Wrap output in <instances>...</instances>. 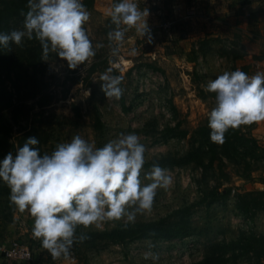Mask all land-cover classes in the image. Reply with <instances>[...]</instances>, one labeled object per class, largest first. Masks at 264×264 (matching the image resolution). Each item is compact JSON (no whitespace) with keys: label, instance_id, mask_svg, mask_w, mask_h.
Listing matches in <instances>:
<instances>
[{"label":"rangeland","instance_id":"rangeland-1","mask_svg":"<svg viewBox=\"0 0 264 264\" xmlns=\"http://www.w3.org/2000/svg\"><path fill=\"white\" fill-rule=\"evenodd\" d=\"M82 1L90 12L84 27L96 54L76 69H68L66 61L54 55L49 62L43 61L35 40L10 45V51L0 48V74L6 87L13 101L29 110L27 119H19V125L13 126L8 139L1 142L0 154L15 155L18 130L29 125L40 142L45 139L39 148L44 154L75 135L102 147L121 133H135L146 148L142 180L151 169L145 165L154 163L167 169L171 183L166 189H157L151 212L138 215L135 224L128 227L177 226L185 228L188 235L171 241L137 240L116 246L96 235L114 230L124 221L104 222L88 229L78 226L76 235L83 233L88 238L75 242L67 257L55 260L64 259L67 264H154L144 259L146 253L153 252L159 255L155 264H257L251 247L264 238V134L254 136L255 123L239 128L240 134L255 140L253 149L231 142L212 143L208 113L215 106V93L206 92L205 87L224 71L239 69L250 76L263 73L262 63L258 71L251 65L254 60L241 54L238 47L204 40L190 43L192 53L187 51L178 25L176 33L156 27L160 18L168 17L152 12V0H137L139 7L149 12L152 42L147 43L133 29L113 55L116 45L107 38L111 30L108 12L118 0ZM22 22L14 18L2 32L21 28ZM190 53L195 64L189 69L179 57ZM108 69L123 78L119 100L106 98L101 91L100 76ZM41 98L50 100L43 108L37 106ZM211 151L215 158L208 163ZM256 190L262 192L255 194ZM7 203L6 197L0 205V214L11 215L3 239L28 245L33 261L42 262L46 257L51 263L55 261L40 241L33 239L30 214L14 211ZM244 206L249 207L246 212ZM239 248L241 251L236 252ZM108 251L114 252L108 256Z\"/></svg>","mask_w":264,"mask_h":264},{"label":"clouds","instance_id":"clouds-1","mask_svg":"<svg viewBox=\"0 0 264 264\" xmlns=\"http://www.w3.org/2000/svg\"><path fill=\"white\" fill-rule=\"evenodd\" d=\"M26 7V12L21 11V28L0 32V48L10 51V45L35 40L43 61L49 62L54 55L66 61L70 70L95 56L84 27L90 12L82 0H27ZM148 15L137 0H118L111 5L107 38L115 42L113 55L130 30L152 42ZM100 80L106 98H121V76L108 69ZM205 91L215 93V106L208 113L212 143L223 144L230 129L264 121V73L250 76L239 69L224 71L207 83ZM39 143L30 136L16 148L15 155L7 153L0 161V180L10 189L13 210L27 211L33 218L32 237L53 260L67 257L75 242L88 238L83 233L76 235L78 226L88 229L124 221L122 226L127 228L138 215L151 212L157 189H166L171 183L167 169L159 164H153L142 180L146 148L135 133H121L102 147L75 135L43 155L36 147ZM144 259L155 264L159 255L148 252Z\"/></svg>","mask_w":264,"mask_h":264},{"label":"crops","instance_id":"crops-1","mask_svg":"<svg viewBox=\"0 0 264 264\" xmlns=\"http://www.w3.org/2000/svg\"><path fill=\"white\" fill-rule=\"evenodd\" d=\"M152 12L158 17L166 16L168 19H159L156 27L174 31L176 25L181 30L182 41L185 46L196 41L221 43L238 47L241 54L254 60L251 65L255 69L264 67V0H152ZM189 13V14H188ZM171 21H166V20ZM159 22V21H158ZM176 24V25H175ZM174 25V27H173ZM171 32V31H170ZM169 35V34H168ZM171 35V33H170ZM169 35V36H170ZM187 51H191L192 49ZM182 55L180 60L185 68L194 66L195 58L192 54ZM261 60V61H260ZM260 62L262 67L259 66ZM264 73V71H262ZM253 132L256 138L258 133L264 134V121L255 123ZM264 187V184H263ZM6 232L8 230L6 229ZM12 239H2L0 244H6ZM117 246V245H116ZM111 251L108 255H111ZM116 254V253H115ZM117 255V254H116ZM34 260L32 264H67V261ZM0 264H14L3 261Z\"/></svg>","mask_w":264,"mask_h":264},{"label":"trees","instance_id":"trees-1","mask_svg":"<svg viewBox=\"0 0 264 264\" xmlns=\"http://www.w3.org/2000/svg\"><path fill=\"white\" fill-rule=\"evenodd\" d=\"M82 2L85 6L87 5L86 2ZM26 5L27 0H0V32L8 28V23L12 19H24V17L21 15V11H27ZM49 101L50 100H43L42 98L38 99L37 106L39 108H43L48 105ZM28 113L29 110L25 106L16 104L13 101V95L7 89L5 80L0 74V144L1 142H5L8 139L11 134L12 127L19 125V119H27ZM18 133L20 134V136L17 140V147L22 146L28 137L35 136L37 132L34 131V129L29 125L25 128H20L18 130ZM224 140L225 144L227 142H231L230 144H236V146H238L239 148L253 149L254 147H256L255 140L253 138L246 137L245 135L240 134L239 128L236 130L230 129L228 132H226ZM44 142L45 139H42L36 147L40 148L41 144H43ZM41 154L43 155L44 153L41 152ZM5 155V153L0 154V161L3 160ZM214 158L215 152L211 151L208 163H212L214 161ZM153 164L154 163H148L145 166L151 168ZM261 192V190L254 191L255 194H260ZM9 194L10 193L8 186L2 180H0V205L4 202V199L6 197L9 199ZM248 208V206H244L242 209L244 212H246ZM7 223H11V215L9 214V212L7 214H3L2 212V214H0V240L3 239V235L6 233ZM150 233H154V235H150ZM187 235V231L183 227H161L156 224H144L127 228L119 226L114 230L103 232L97 234L96 236L98 239L105 240L107 243L121 245L125 242H132L137 240L171 241L174 239L186 238ZM235 251L240 252L241 248L236 249ZM251 251L253 254V259L257 264H259V261L264 262V257H261L260 255H264V238L257 241V244L251 247Z\"/></svg>","mask_w":264,"mask_h":264},{"label":"built area","instance_id":"built-area-1","mask_svg":"<svg viewBox=\"0 0 264 264\" xmlns=\"http://www.w3.org/2000/svg\"><path fill=\"white\" fill-rule=\"evenodd\" d=\"M0 258L8 263L32 264V249L25 243L11 240L6 244H0Z\"/></svg>","mask_w":264,"mask_h":264}]
</instances>
